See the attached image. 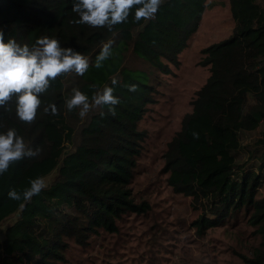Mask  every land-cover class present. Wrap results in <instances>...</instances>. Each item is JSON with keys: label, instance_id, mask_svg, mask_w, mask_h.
Here are the masks:
<instances>
[{"label": "trees", "instance_id": "trees-1", "mask_svg": "<svg viewBox=\"0 0 264 264\" xmlns=\"http://www.w3.org/2000/svg\"><path fill=\"white\" fill-rule=\"evenodd\" d=\"M72 2L0 0L5 42L13 38L31 49L38 37L49 36L89 59L83 76L70 72L50 81L32 124L17 118L15 97L0 108V132L16 129L26 147L40 153L0 175V223L15 216L0 240V264H70L73 249L93 235L117 233L127 214L147 213L150 205L134 200L131 183L150 153V105L164 86L165 63L177 62L210 3L166 0L155 20L136 23L130 15L108 31L72 23L79 18ZM229 8L233 31L200 49L197 63L208 73L164 141L161 171L174 193L189 198L198 234L246 216L258 242L235 264H264V0H229ZM109 40L112 55L97 69ZM106 87L119 104L93 103ZM73 89L89 97L83 119L79 108H66ZM52 104L58 115L51 114ZM50 175L22 212V201L9 199L10 189L22 192L32 179Z\"/></svg>", "mask_w": 264, "mask_h": 264}, {"label": "rangeland", "instance_id": "rangeland-1", "mask_svg": "<svg viewBox=\"0 0 264 264\" xmlns=\"http://www.w3.org/2000/svg\"><path fill=\"white\" fill-rule=\"evenodd\" d=\"M208 1L187 45L176 55L177 62L165 63L164 86L150 105L146 123L150 153L141 159L131 183L134 200L147 201L150 209L142 215L127 214L117 233L102 231L86 246L75 247L70 264H235L257 244L253 227L241 213L229 224L198 234L191 224L196 213L189 198L174 193L161 171L164 141L189 111L190 100L208 73L197 63L200 49L233 31L229 0ZM51 177L44 178L46 184ZM14 217L0 223V240Z\"/></svg>", "mask_w": 264, "mask_h": 264}, {"label": "clouds", "instance_id": "clouds-1", "mask_svg": "<svg viewBox=\"0 0 264 264\" xmlns=\"http://www.w3.org/2000/svg\"><path fill=\"white\" fill-rule=\"evenodd\" d=\"M165 2L166 0H73L71 11L79 18L72 23L92 28L106 27L108 31H112L114 26L126 23L130 15L136 23L155 20ZM112 45L111 40L102 45L96 57L95 68H102L103 61L110 58ZM88 69V57L71 48H62L56 38L40 36L30 49L28 44L18 43L13 38L5 42L4 33L0 31V108L15 97L17 118L26 124H32L41 105L40 96L47 91L50 81L70 72L83 76ZM116 83L117 79L113 77L112 84ZM128 90L135 92L137 85H129ZM93 103L117 105L120 100L113 95V88L106 87L102 94L93 97ZM65 105L69 112L79 108L81 119L90 110L89 97L79 89L72 90ZM49 108L52 115L59 114L54 104L49 105ZM112 111L115 114L114 109ZM39 154V150L26 147L23 137L17 134L16 129L9 128L6 132H0V175L26 156L33 158ZM29 185L22 192L10 189L7 193L9 199L22 201L19 205L21 212L47 186L42 177L32 179Z\"/></svg>", "mask_w": 264, "mask_h": 264}]
</instances>
